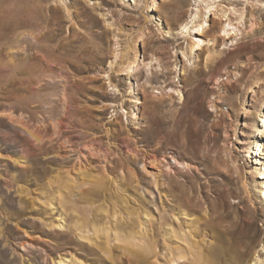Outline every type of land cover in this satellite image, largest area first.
<instances>
[{"label":"rangeland","instance_id":"rangeland-1","mask_svg":"<svg viewBox=\"0 0 264 264\" xmlns=\"http://www.w3.org/2000/svg\"><path fill=\"white\" fill-rule=\"evenodd\" d=\"M263 101L264 0H0V264H264Z\"/></svg>","mask_w":264,"mask_h":264},{"label":"bare ground","instance_id":"bare-ground-1","mask_svg":"<svg viewBox=\"0 0 264 264\" xmlns=\"http://www.w3.org/2000/svg\"><path fill=\"white\" fill-rule=\"evenodd\" d=\"M20 14H24V15L27 16V18H29L28 8L24 7L23 9H17V10L14 9V10H13V13L10 14L11 16H13L11 19L15 20L16 18H19L18 15H20ZM225 14H226V13L223 12V15H222V16H225ZM195 16H196V14L194 15V17H195ZM194 19H195V18H194ZM193 23H195V21H193V20H191L190 22H186V24L183 26V28L186 29L187 26H188L189 24H193ZM228 25H231L230 22H228ZM188 27H189V26H188ZM195 27H197V30H199L200 27H201V24H196ZM222 28H223V27H222ZM222 28H221V29H222ZM224 32H225V31H224ZM226 35H228V34H226ZM3 37H5V36H3ZM29 45H30V44H29ZM232 76L236 77V72H235V73H232ZM263 102H264V101H263ZM210 107H211V109H213V110L216 109V107H215L213 104H211ZM61 134H62V131L59 130L58 133H57L58 137L62 136ZM257 134L259 135L258 132H257ZM259 148H261V147H259ZM262 152H263V150H262ZM262 175H263V179H264V173H262ZM217 255H218V254H217ZM218 256H219V255H218ZM240 256H241V257L238 258L239 261L242 260V257L244 256V254H241ZM189 260H190V258L188 257V255H186V254H182V255H179L176 259H175V258H170L167 264H187ZM235 263H236V261H235ZM236 264H238V263H236Z\"/></svg>","mask_w":264,"mask_h":264}]
</instances>
